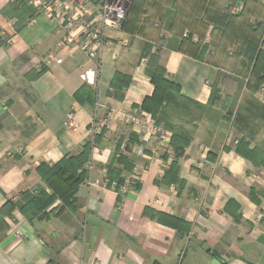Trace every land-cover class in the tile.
I'll return each instance as SVG.
<instances>
[{
    "label": "crops",
    "instance_id": "crops-1",
    "mask_svg": "<svg viewBox=\"0 0 264 264\" xmlns=\"http://www.w3.org/2000/svg\"><path fill=\"white\" fill-rule=\"evenodd\" d=\"M62 1L50 17L30 0H0V207L13 202L9 214L0 212V264H264V84L248 92L233 71L125 31L101 18L102 0ZM231 1L264 16V0ZM93 29L102 43L89 57L80 43ZM67 36L73 42H64ZM51 51L58 60L46 63ZM157 64L183 95L204 105L192 111L193 123L178 122L192 137L175 177L168 173L170 143L154 151V137L140 140L125 118L129 110L151 116L139 104L152 92ZM115 72L129 78L122 99L110 87ZM83 83L95 89L94 104L73 98ZM70 115L75 129L67 130ZM96 125L105 132L73 206L27 221L19 210L25 195L49 191L38 164L75 152ZM131 132L139 143L121 147L133 160L121 176L125 182L135 173L139 188L121 192L107 168L116 141H129ZM239 140L261 154L241 155ZM94 178L100 185L90 183ZM152 211L187 227L157 221Z\"/></svg>",
    "mask_w": 264,
    "mask_h": 264
},
{
    "label": "trees",
    "instance_id": "trees-1",
    "mask_svg": "<svg viewBox=\"0 0 264 264\" xmlns=\"http://www.w3.org/2000/svg\"><path fill=\"white\" fill-rule=\"evenodd\" d=\"M169 1L168 6L171 10L164 11L162 14H155L156 18L163 22L167 31L173 30L174 27H181L182 30L171 34V36L158 37L161 42L196 59L208 61L205 58V51L211 46L213 38L215 36L222 39L232 37L235 39V43L238 42L239 45L234 50L235 52H232V56L240 69L239 74H237L246 80L245 89L248 92H255L260 89L264 83V48L262 46L264 17L254 22L246 20L249 31L242 33L241 36H236L234 34L236 30L235 21L242 12L232 11L233 1L229 0L220 5L218 0H201L200 13L190 14L188 11L187 14H184L186 20L182 26L176 20L177 14L180 12L179 7L171 3V0ZM156 2L158 0H131L127 5L125 17L119 23L120 27L131 34L144 36L146 25L151 20L149 10L152 4ZM244 6L246 3L243 4ZM132 10H134L133 14L131 13ZM231 33L232 35H230ZM206 34L210 36V39L203 42ZM150 83L153 87L152 92L142 99L139 106L151 114L155 124L170 131L169 143L173 149L174 158L170 163L168 173L175 177L179 168L177 159L183 156L184 149L192 137V130L185 129L178 122L193 123L192 111L202 110L204 105L183 95L179 83L171 79L161 65L157 64L152 69ZM128 84L129 78L126 75L115 72L110 81L114 97L122 99L123 90ZM218 92L219 90L216 88L211 89L213 101L220 99ZM227 97L229 96H225L220 104ZM73 98L79 103L94 104L96 91L90 85L83 83L73 92ZM104 132V127L99 132H93L91 138L83 142L75 152L66 153L54 163L40 162L38 164L36 171L49 191L40 189L25 195V199L19 205V210L27 221L31 222L36 218H48L66 206H73L78 186L88 175L86 164L90 161L92 148L101 142ZM128 139L129 141L125 143H123L122 138L116 141L114 152L116 156L107 168L108 179H115L119 184L123 180L121 172H130L133 168V160L121 151V147L130 151L133 145L139 143L135 132H131ZM235 149L246 157H250L251 154H261L260 150L249 148L247 143L242 140L238 141ZM132 184L139 188L138 181L134 180ZM57 199L60 200V203L51 207ZM12 204V200L7 199L0 207V212L9 214ZM145 212L147 213L148 209H145ZM149 216L164 224L179 228L187 227L182 219L158 211H152Z\"/></svg>",
    "mask_w": 264,
    "mask_h": 264
},
{
    "label": "built area",
    "instance_id": "built-area-1",
    "mask_svg": "<svg viewBox=\"0 0 264 264\" xmlns=\"http://www.w3.org/2000/svg\"><path fill=\"white\" fill-rule=\"evenodd\" d=\"M30 2L46 14H48L50 17H53L54 10H57L62 5V0H30ZM127 11V1L126 0H102L100 5V16L104 20H111L115 23H120V21L125 17V12ZM52 15V16H51ZM72 21L69 20L68 24H72ZM86 39L82 40L80 45L83 48V50L87 53L89 57H94V47H98L102 43V38L99 33V31L96 29H93L91 31H87ZM64 42H73V39L67 36L64 40ZM55 59L54 51L48 52L44 57L43 61L46 63L50 62L51 60ZM125 118L129 124H131L138 134V137L140 140L145 141L149 139L150 137H154V146L152 149L154 151H157L158 149L164 148L169 143V132L164 129L163 127L155 124L153 118L151 116L146 115L144 113L138 112V111H132L129 110L125 114ZM65 128L67 130L69 129H75V120L73 119L72 115L68 116L67 121L65 122ZM94 131L99 132L100 131V125L94 126ZM143 147L140 146L137 149V153L143 152ZM87 169L89 170L91 168L90 162L86 164ZM130 178L122 182L121 186V192H125L128 189H131L134 187L132 184L135 178L137 179V176L135 173L131 172ZM135 176V177H134ZM102 178H94L90 180L91 184L94 185H100V182ZM114 185H118L117 182L113 183ZM20 230H18L19 232Z\"/></svg>",
    "mask_w": 264,
    "mask_h": 264
},
{
    "label": "rangeland",
    "instance_id": "rangeland-1",
    "mask_svg": "<svg viewBox=\"0 0 264 264\" xmlns=\"http://www.w3.org/2000/svg\"><path fill=\"white\" fill-rule=\"evenodd\" d=\"M229 0H218L219 4L222 5L224 2H228ZM170 3L169 0H158L155 4H152L150 8V17L151 20L148 25H146L145 29V37L153 40L160 41L158 37L160 36H171L176 32L181 31V27H174L173 30L167 31L163 25V22L160 21L158 18H156L157 14H162L164 11L171 10L168 4ZM171 3L179 7V14H177L176 20L179 22L180 26L183 25L185 19L184 14H187L189 11L190 14H199L201 11L200 6L202 5L201 0H171ZM233 12H242V14L239 15V17L235 21L236 30L234 34L236 36H241L242 33L248 32L249 28L246 25V20H249L250 22H254L256 20L261 19L264 17L262 14L263 12L259 11L257 8L249 7V6H242V8H239L238 6H233L232 8ZM173 11V10H172ZM134 10L131 11L133 14ZM176 13V11H174ZM139 13V11H138ZM137 13V14H138ZM156 14V15H155ZM155 15V17H154ZM201 31V29H199ZM184 31V30H183ZM232 35V33L230 34ZM197 38V36H196ZM210 36L208 34L205 35L203 42L209 41ZM211 46L208 47V49L205 51V58L214 64L220 65L223 70L227 71H233L235 73L239 74V68L237 65V62L234 61V57L232 56V52L234 53L235 49L238 48V42L235 43V39L232 37H228L226 39L219 38L218 36H215L213 38ZM262 46L264 48V41H262ZM232 62V63H231ZM238 69V70H237ZM232 72V73H233ZM264 83H262L263 85ZM261 85V86H262Z\"/></svg>",
    "mask_w": 264,
    "mask_h": 264
},
{
    "label": "water",
    "instance_id": "water-1",
    "mask_svg": "<svg viewBox=\"0 0 264 264\" xmlns=\"http://www.w3.org/2000/svg\"><path fill=\"white\" fill-rule=\"evenodd\" d=\"M127 1V3H129L131 0H126ZM125 15H126V12H125ZM214 260H216V259H214ZM212 264V263H211Z\"/></svg>",
    "mask_w": 264,
    "mask_h": 264
},
{
    "label": "flooded vegetation",
    "instance_id": "flooded-vegetation-1",
    "mask_svg": "<svg viewBox=\"0 0 264 264\" xmlns=\"http://www.w3.org/2000/svg\"><path fill=\"white\" fill-rule=\"evenodd\" d=\"M129 3H127V5H128Z\"/></svg>",
    "mask_w": 264,
    "mask_h": 264
}]
</instances>
